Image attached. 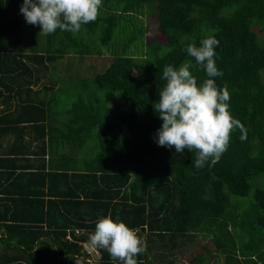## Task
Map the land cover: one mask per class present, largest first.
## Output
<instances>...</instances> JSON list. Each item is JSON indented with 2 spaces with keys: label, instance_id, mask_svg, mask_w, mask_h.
I'll use <instances>...</instances> for the list:
<instances>
[{
  "label": "trees",
  "instance_id": "16d2710c",
  "mask_svg": "<svg viewBox=\"0 0 264 264\" xmlns=\"http://www.w3.org/2000/svg\"><path fill=\"white\" fill-rule=\"evenodd\" d=\"M15 1L21 8L23 0ZM102 4L106 14L77 33L58 29L46 35L44 53L22 56L27 62L7 54L28 68L31 77L32 67L46 70L40 90L44 99L27 106L28 123L41 128L42 143L28 155L45 157L53 140L66 148L57 145L55 161L50 155L41 167L13 172L5 185L0 173V231L5 227L7 232L0 242L20 247L29 264H90L80 243L90 240L99 218L111 214L141 237L145 250L136 257L137 264H164V258L174 255L192 233L210 240V246L196 253L194 264H264V185L252 184L264 176V47L254 30L258 26L264 32V0H102ZM148 9L157 13L164 42L144 38L141 18ZM15 15L19 32L20 25L38 26L28 24L20 9ZM7 29L0 24V34L6 36ZM118 29L127 39L113 44ZM99 30L100 44L112 46L114 54L103 72L87 61L104 54L89 45ZM209 36L219 40L215 62L223 76L215 78L216 84L227 85L230 112L244 128L231 134L227 151L215 165L197 168L195 151L177 154L174 148L158 145L156 134L163 121L154 104L166 84L165 66L179 67L189 59L195 63L186 46H199ZM140 41L145 54L135 55L131 48ZM67 58L91 69L98 91H121L124 99L107 107L98 96L78 97L64 111L56 110L61 81L69 85L81 81L71 72L74 67L63 62ZM191 71L198 83L207 78L199 65ZM45 140H51V146L48 142L46 147ZM24 177L30 182L22 196L15 197L16 191L9 188L13 180ZM251 194L253 203L247 207L231 200ZM22 197L25 217L9 215L13 211L9 202ZM16 220L17 224L12 222ZM99 251L98 264H122L107 249Z\"/></svg>",
  "mask_w": 264,
  "mask_h": 264
},
{
  "label": "clouds",
  "instance_id": "9594fccd",
  "mask_svg": "<svg viewBox=\"0 0 264 264\" xmlns=\"http://www.w3.org/2000/svg\"><path fill=\"white\" fill-rule=\"evenodd\" d=\"M101 6L102 0H23L20 12L28 24L41 27L40 34H53L58 29L77 33L97 19ZM218 45L214 36L202 39L199 46L188 44L185 51L195 63L189 59L179 67L165 66L166 84L154 104L163 121L156 134L158 145L174 148L177 154L195 151L197 168L209 162L215 165L227 151L231 134L244 128L230 112L227 85L220 88L216 84L215 78L223 76L215 62ZM197 65L207 75L202 83L191 71ZM90 243L107 249L113 260L122 264H137L136 257L145 250L137 231L111 214L97 220Z\"/></svg>",
  "mask_w": 264,
  "mask_h": 264
},
{
  "label": "crops",
  "instance_id": "0c3cea01",
  "mask_svg": "<svg viewBox=\"0 0 264 264\" xmlns=\"http://www.w3.org/2000/svg\"><path fill=\"white\" fill-rule=\"evenodd\" d=\"M0 3L2 4V7L0 8V24H6L8 27V34L6 36L2 33L0 34V158L3 159L0 160V173L3 174L5 185L9 182L8 178L13 172L17 174L19 172H24V169L28 167H41L44 163L47 164L50 155L51 159L55 161L57 158L56 156L59 153V149L57 150L56 146L61 145L59 142L53 140L54 143H52L54 146L50 147L51 151H49V148L46 149L45 152L47 154L45 157L44 155H41L42 151H39L38 153L41 156L28 155L31 150H36L35 146L38 142L42 143L41 128L36 130L33 127V129L30 127V123H28L29 117L27 106L30 101H35L37 103L38 99H44V94L40 90L44 85V71L46 70H44L43 66L32 67L31 69L34 70V76L31 77L28 68L21 66V63L14 62L7 56V54H14L17 59L27 62L26 58H22V56H26L29 53H44L45 48H47L46 35L40 34L41 27L39 26L20 25L19 29L21 31L19 32L17 25L20 20L16 17L15 12L17 13L19 11L20 3L18 6L15 0H0ZM6 14L7 16H5ZM53 66L49 67V69L51 68V70H53ZM38 77L39 82H37ZM31 78L33 81L29 82V79ZM38 92L40 93L39 95ZM32 140H34L33 144L31 148H28L29 143ZM48 142L51 146V140H45L46 147L48 146ZM60 148L63 149L66 148V146H61ZM56 163L57 165H61L60 162ZM28 182H30V180L25 177L16 181L13 180V186L9 189L15 190L16 192L13 193V195L19 198V196H22L23 194L21 190H24L25 185H27ZM57 184V182H54L53 187L55 188ZM9 203L11 205V210H13L9 215L14 213L16 214L15 216L20 219L25 217L26 202L23 197L22 200H17L13 204H11V202ZM0 215H2L1 205ZM12 222L17 224L18 221L16 220ZM6 233L5 227H2L0 238L7 236ZM80 244L82 245L83 251V244L91 246L97 250V256L88 255L86 253L88 256L86 261L90 264H98L101 257L99 251L100 247L93 246L90 243V240L83 241ZM19 248L20 247H15L14 245H9L8 243L1 241L0 264H29ZM174 253H176V251H174ZM173 257L174 255L170 254L168 257L164 258V264H170L169 261L171 258L173 260Z\"/></svg>",
  "mask_w": 264,
  "mask_h": 264
},
{
  "label": "rangeland",
  "instance_id": "374dc122",
  "mask_svg": "<svg viewBox=\"0 0 264 264\" xmlns=\"http://www.w3.org/2000/svg\"><path fill=\"white\" fill-rule=\"evenodd\" d=\"M114 2L115 0H111ZM108 10L106 9L105 5L102 4V6L99 9L98 17L106 14ZM141 24L145 28V35L144 38L147 40H158V41H165L164 36L162 35L161 31L159 30L158 26V19H157V13L154 9H148V11L144 14V16L141 18ZM40 27V26H39ZM256 29V34L258 37L259 44L264 47V32L261 28L258 26L254 27V30ZM119 30L116 32L115 36V43H122L127 39L126 35H120ZM93 35V34H92ZM101 35V31L99 30L97 33H95L93 36H91V40L89 42L90 47H94L93 49H100L104 51L103 56L87 59V61H91L94 63L100 72H103L107 66L111 63L113 59V55L111 52V47H105L102 46L99 42V37ZM131 52L135 55H142L145 54V46L143 43L137 42L135 46L131 48ZM94 61V62H93ZM63 62H69L70 67L72 68V71L74 75L77 77V79H81L80 82H71L72 85H69L65 81H61V91L59 93L58 102L56 104V110L62 112L64 109L70 107L73 102L76 101L78 97H82L83 99H87L90 96H98L102 99L103 105L107 107H112L116 102H118L121 99H124V93L121 91L116 92H108V91H98L95 86L94 82L92 80V71L88 66H79V64L76 62V59L74 58H67L63 60ZM83 68V69H82ZM88 68V69H87ZM87 70L86 72L84 71ZM264 77V71L261 73ZM62 79V78H61ZM76 79V80H77ZM89 143H92L93 145L96 144L95 140H91ZM92 146V145H91ZM91 149H87V156H91ZM256 182H259L258 185H264V176H259L256 179L252 181V184L254 186L256 185ZM231 200L234 202H240L243 207H247L253 203L252 194L248 197H237V196H231ZM205 246H210V240L205 238L204 235L200 233H192V237L190 240H187L185 243H181V247H178L176 253H174L173 257V263L171 264H194V258L197 252L204 249ZM172 259V258H171Z\"/></svg>",
  "mask_w": 264,
  "mask_h": 264
},
{
  "label": "built area",
  "instance_id": "2783aa9c",
  "mask_svg": "<svg viewBox=\"0 0 264 264\" xmlns=\"http://www.w3.org/2000/svg\"><path fill=\"white\" fill-rule=\"evenodd\" d=\"M84 247V252L87 253L88 255H93V256H97L98 252L95 248L88 246L86 244H83Z\"/></svg>",
  "mask_w": 264,
  "mask_h": 264
}]
</instances>
